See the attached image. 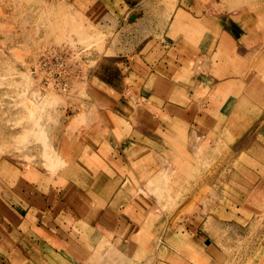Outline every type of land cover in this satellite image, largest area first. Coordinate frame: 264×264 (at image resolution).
I'll use <instances>...</instances> for the list:
<instances>
[{
	"label": "rangeland",
	"instance_id": "1",
	"mask_svg": "<svg viewBox=\"0 0 264 264\" xmlns=\"http://www.w3.org/2000/svg\"><path fill=\"white\" fill-rule=\"evenodd\" d=\"M174 1L159 0L158 7L170 10ZM202 2L233 19L234 25L215 28L221 41L214 59L224 66L213 74H235L243 69L237 52L264 47V0ZM107 36L72 13L66 0H0V160L37 165L52 175L72 162L73 148L83 143L75 133L98 117L88 73L97 64L96 52L104 53ZM51 49H69L76 56V76L66 91L46 89L34 72L40 55ZM51 121L62 131L53 139ZM65 133L68 138H61ZM206 137L187 142L189 154L152 145L153 155L145 160L153 169L138 176L143 191L132 193V205L144 214L136 233L129 237L113 227L126 251L118 248L114 232L97 235L75 219L80 230L71 239L88 241L84 253L71 261L44 252L39 260L31 251L21 264H264V99L241 123ZM188 223L196 227L194 234L185 228ZM165 227L169 233L162 239ZM9 237L11 244L18 240ZM17 263L13 257L0 261Z\"/></svg>",
	"mask_w": 264,
	"mask_h": 264
},
{
	"label": "crops",
	"instance_id": "2",
	"mask_svg": "<svg viewBox=\"0 0 264 264\" xmlns=\"http://www.w3.org/2000/svg\"><path fill=\"white\" fill-rule=\"evenodd\" d=\"M158 1L66 0L72 13L108 35L104 53L96 52L97 64L88 73L98 117L75 133L83 143L56 175L1 156L0 261L13 257L21 264L31 251L39 253V260L45 252L72 261L88 245L71 239L80 230L75 219L78 227L95 228L97 235L114 232L121 244L124 239L114 228L131 237L144 215L132 205V193L143 189L138 176L153 169L145 158L155 145L189 154L190 142L241 123L264 99V47L237 52L235 60L243 67L237 73L213 74L224 66L214 59L221 41L215 39V28L222 30L233 19L202 0H175L170 10L159 8ZM56 124L48 126L52 139L62 133ZM185 228L196 232L189 223ZM9 236L18 237L17 242L11 244ZM118 248L126 251L122 244Z\"/></svg>",
	"mask_w": 264,
	"mask_h": 264
},
{
	"label": "built area",
	"instance_id": "3",
	"mask_svg": "<svg viewBox=\"0 0 264 264\" xmlns=\"http://www.w3.org/2000/svg\"><path fill=\"white\" fill-rule=\"evenodd\" d=\"M75 54L69 49H51L42 53L34 72L39 74L43 87L66 91L76 76Z\"/></svg>",
	"mask_w": 264,
	"mask_h": 264
},
{
	"label": "bare ground",
	"instance_id": "4",
	"mask_svg": "<svg viewBox=\"0 0 264 264\" xmlns=\"http://www.w3.org/2000/svg\"><path fill=\"white\" fill-rule=\"evenodd\" d=\"M258 78V77H257ZM258 80V79H257ZM259 81V80H258ZM257 83H259V82H257Z\"/></svg>",
	"mask_w": 264,
	"mask_h": 264
}]
</instances>
